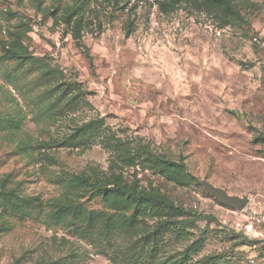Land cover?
Instances as JSON below:
<instances>
[{"label":"rangeland","instance_id":"1","mask_svg":"<svg viewBox=\"0 0 264 264\" xmlns=\"http://www.w3.org/2000/svg\"><path fill=\"white\" fill-rule=\"evenodd\" d=\"M160 1L0 0V264H264V0Z\"/></svg>","mask_w":264,"mask_h":264},{"label":"trees","instance_id":"2","mask_svg":"<svg viewBox=\"0 0 264 264\" xmlns=\"http://www.w3.org/2000/svg\"><path fill=\"white\" fill-rule=\"evenodd\" d=\"M180 6H185L186 9L195 13H204L207 16H211L216 19V22L220 27L225 26H241L248 24L245 15L242 13L241 5L237 3V0H161L160 8L165 13H170L176 10ZM26 49L23 44L14 48V54L20 56L24 54ZM258 138L264 141V134H259ZM110 193L118 197H136L144 202H150L158 206L173 209L184 213L185 215H194L193 212L189 211L181 205H176L173 202L168 201L166 198L159 194L145 193V192H134L129 186L123 184H117L111 190ZM187 219V218H185ZM185 219L178 220V226L186 230V225L184 224ZM264 246V240H262ZM38 264H46L44 262H39Z\"/></svg>","mask_w":264,"mask_h":264},{"label":"water","instance_id":"3","mask_svg":"<svg viewBox=\"0 0 264 264\" xmlns=\"http://www.w3.org/2000/svg\"><path fill=\"white\" fill-rule=\"evenodd\" d=\"M198 183L223 206L243 210L249 202L247 196L230 194L225 188L217 186L209 180L198 179Z\"/></svg>","mask_w":264,"mask_h":264},{"label":"built area","instance_id":"4","mask_svg":"<svg viewBox=\"0 0 264 264\" xmlns=\"http://www.w3.org/2000/svg\"><path fill=\"white\" fill-rule=\"evenodd\" d=\"M257 221H258L259 223H264V204H263V207H262V212H261V214H260V217L257 218Z\"/></svg>","mask_w":264,"mask_h":264}]
</instances>
